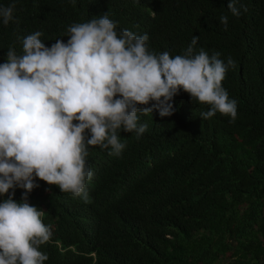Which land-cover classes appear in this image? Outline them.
<instances>
[{"label":"trees","instance_id":"16d2710c","mask_svg":"<svg viewBox=\"0 0 264 264\" xmlns=\"http://www.w3.org/2000/svg\"><path fill=\"white\" fill-rule=\"evenodd\" d=\"M12 3L13 21L0 22V63L9 48L22 54L29 34L42 32L49 47L66 43L70 25L105 13L118 32L147 33L155 54L182 55L198 36L197 52L234 61L222 81L237 101L234 122L219 112L202 119L208 106L181 90L171 116L155 109L140 116L148 128L139 138L119 130L120 156L89 147L91 203L37 178L28 202L52 230L40 246L44 264H264V0H239V17L229 0H0V7ZM23 191L15 189L17 202Z\"/></svg>","mask_w":264,"mask_h":264},{"label":"clouds","instance_id":"9594fccd","mask_svg":"<svg viewBox=\"0 0 264 264\" xmlns=\"http://www.w3.org/2000/svg\"><path fill=\"white\" fill-rule=\"evenodd\" d=\"M238 2L227 5L236 17ZM14 10L15 3L0 7V22L13 21ZM219 22L226 30L228 16ZM41 36L40 31L27 35L22 54L9 48L0 63V195H7L0 202V264L48 259L40 246L50 241L51 227L43 223L44 211L28 202L39 187L37 178L91 203L89 147L120 156L126 145L119 130L139 138L148 128L139 123L140 116L154 109L161 117L171 116L181 90L208 106L202 119L217 112L230 122L237 118V101L222 85L234 61L229 57L225 63L219 52H197L198 36L182 55L155 54L148 49L147 33L118 32L107 13L70 25L66 43L57 39L49 47ZM17 187L24 190L20 202L13 198Z\"/></svg>","mask_w":264,"mask_h":264}]
</instances>
